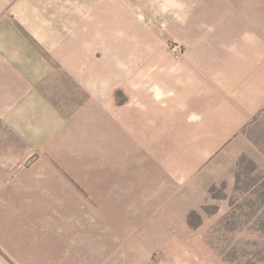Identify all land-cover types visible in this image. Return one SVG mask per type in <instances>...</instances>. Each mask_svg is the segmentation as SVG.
<instances>
[{"label": "crops", "instance_id": "0c3cea01", "mask_svg": "<svg viewBox=\"0 0 264 264\" xmlns=\"http://www.w3.org/2000/svg\"><path fill=\"white\" fill-rule=\"evenodd\" d=\"M243 11L229 0H0V140L5 129L26 161L54 160L70 187L124 190L137 210L155 198L159 219L180 220V189L264 108V39ZM169 39L186 46L182 60L163 50ZM132 156L142 163L117 180L116 159Z\"/></svg>", "mask_w": 264, "mask_h": 264}, {"label": "rangeland", "instance_id": "374dc122", "mask_svg": "<svg viewBox=\"0 0 264 264\" xmlns=\"http://www.w3.org/2000/svg\"><path fill=\"white\" fill-rule=\"evenodd\" d=\"M230 1L264 39V0ZM163 50L176 62L187 51L175 39ZM117 100L127 101L121 91ZM1 136L0 264H264V108L196 168L194 185L180 189L188 205L172 222L152 211L155 198L137 210L124 190L109 197L108 189L70 187L78 183L54 160L26 161L19 140L5 129ZM124 159H116L117 180L125 164L142 163Z\"/></svg>", "mask_w": 264, "mask_h": 264}, {"label": "built area", "instance_id": "2783aa9c", "mask_svg": "<svg viewBox=\"0 0 264 264\" xmlns=\"http://www.w3.org/2000/svg\"><path fill=\"white\" fill-rule=\"evenodd\" d=\"M173 52L177 55L179 54L180 50H179V47L178 46H174L173 47Z\"/></svg>", "mask_w": 264, "mask_h": 264}]
</instances>
